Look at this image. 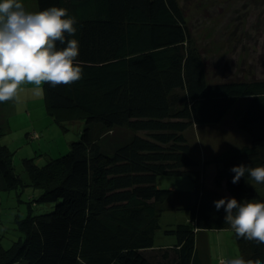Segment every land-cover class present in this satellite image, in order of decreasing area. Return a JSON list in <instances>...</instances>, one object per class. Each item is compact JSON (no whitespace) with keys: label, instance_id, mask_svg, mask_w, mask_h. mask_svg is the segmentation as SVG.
I'll return each instance as SVG.
<instances>
[{"label":"trees","instance_id":"obj_1","mask_svg":"<svg viewBox=\"0 0 264 264\" xmlns=\"http://www.w3.org/2000/svg\"><path fill=\"white\" fill-rule=\"evenodd\" d=\"M37 3L39 11L65 8L78 21L70 38L78 40L82 79L42 87L51 118H80L84 127L66 153L43 165L23 158L31 184L40 190L37 201L54 207L18 220L24 239L9 249L0 243V264H204L197 233L230 227L214 201L264 202L247 173L233 184L231 171L241 164L264 166V78L209 82L178 0ZM65 46L57 42L58 49ZM241 96L248 101L237 126L250 143L202 162L193 157L186 131L220 122ZM120 127L132 135L105 151L101 139ZM208 163L216 166L215 186L224 182L229 197L205 185ZM165 174L188 176L192 189L160 187L157 179ZM22 181L11 150L0 143V190ZM166 211H187L189 220L166 225L174 243L156 247ZM233 234L242 258L264 262L254 241Z\"/></svg>","mask_w":264,"mask_h":264},{"label":"rangeland","instance_id":"obj_2","mask_svg":"<svg viewBox=\"0 0 264 264\" xmlns=\"http://www.w3.org/2000/svg\"><path fill=\"white\" fill-rule=\"evenodd\" d=\"M178 1L186 14L191 45L200 51L205 61L209 82L264 78V0ZM247 101L246 97L241 96L220 122L193 125L186 131L193 157L198 155L199 158L207 159L225 148L250 143L248 133L237 126L238 115L244 113ZM52 120V133L46 138L48 143H42L37 137L31 138L34 132L29 133L31 129L28 132L31 140L25 138L23 133L21 147L12 154L15 172L23 181L17 188L0 190V243L5 249L24 239V233L18 226L19 219L29 213L51 211L54 207L53 203L37 201L40 190L31 184L23 158L32 155L35 163L43 165L48 158L40 155V143L42 148L48 145L47 151L51 157L59 156L68 151L71 142L79 139V132L84 127V120L80 118L62 122ZM140 133L145 134L142 131ZM131 135L132 131L125 127L116 128L101 139L102 147L105 151L112 149ZM213 166H206V186L214 183L216 169ZM249 182L264 194V183L257 184L254 179H249ZM157 183L166 189H192V182L186 175H160ZM185 214L186 211H166L162 214L161 229L154 236L156 245L166 244L170 240V235L164 233L166 225L183 222ZM207 230H201L196 235V247L204 264H217L221 257L228 260L242 257L233 230H213L208 238L203 232Z\"/></svg>","mask_w":264,"mask_h":264},{"label":"clouds","instance_id":"obj_3","mask_svg":"<svg viewBox=\"0 0 264 264\" xmlns=\"http://www.w3.org/2000/svg\"><path fill=\"white\" fill-rule=\"evenodd\" d=\"M78 23L65 8L50 7L28 12L19 0H0V103L20 101L22 86L34 85L33 95L42 94V85H71L82 79L79 44L73 39ZM57 42L66 45L57 48ZM232 183L247 173L257 184L264 183V166H234ZM217 211H225L224 221L237 238L254 241L264 252V202L236 198L214 201ZM219 264H264L260 258L242 257Z\"/></svg>","mask_w":264,"mask_h":264},{"label":"crops","instance_id":"obj_4","mask_svg":"<svg viewBox=\"0 0 264 264\" xmlns=\"http://www.w3.org/2000/svg\"><path fill=\"white\" fill-rule=\"evenodd\" d=\"M19 2H21L24 5L26 11L33 13L39 12L37 0H19ZM34 87L35 86L31 84L23 85L22 91L20 93L19 102H16L14 100H9L7 102L0 103V143L6 145L9 148V150H11L12 154L21 147L20 142L22 139L20 138H23L22 137L23 133L25 138L31 140L28 134L33 131L37 132L39 134L38 140L40 139L42 143L43 142L48 143L46 138L50 137V134L52 133L51 129L53 127V122H52L53 118H51V116H49L45 110L43 87H42V94L38 97L33 95L32 90ZM31 129L32 131H30ZM47 148L48 145L45 146V148H42L40 143V155L45 156V158H49L50 156L47 151ZM29 157H32V155H29ZM208 159L210 158H207V160ZM199 160L202 162L206 159L199 158ZM209 164L212 165L214 163H208V165ZM206 166H205V171H206ZM213 167L216 169L215 164ZM13 169L15 170L14 166ZM210 186L215 190H218L219 192L228 196L224 182H222V186L220 187H216L215 183L210 184ZM183 218H184L183 222L188 221L189 213L187 212V214H185ZM225 229H230L232 231L231 227H227ZM212 231L213 230L210 229L203 232L206 234L207 237L209 233H212ZM170 237H171L170 240H168L166 244L163 245L155 244V246L158 247V246L173 244L174 237L171 235ZM217 264L219 263L217 262Z\"/></svg>","mask_w":264,"mask_h":264},{"label":"built area","instance_id":"obj_5","mask_svg":"<svg viewBox=\"0 0 264 264\" xmlns=\"http://www.w3.org/2000/svg\"><path fill=\"white\" fill-rule=\"evenodd\" d=\"M31 138H34V137H38L37 133L33 132L31 135H30ZM220 261V260H219Z\"/></svg>","mask_w":264,"mask_h":264}]
</instances>
